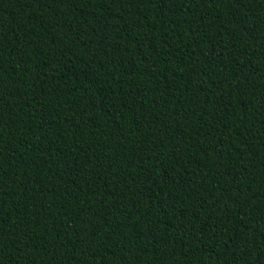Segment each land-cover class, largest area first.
<instances>
[{"label": "trees", "instance_id": "1", "mask_svg": "<svg viewBox=\"0 0 264 264\" xmlns=\"http://www.w3.org/2000/svg\"><path fill=\"white\" fill-rule=\"evenodd\" d=\"M0 264H264V0H0Z\"/></svg>", "mask_w": 264, "mask_h": 264}]
</instances>
